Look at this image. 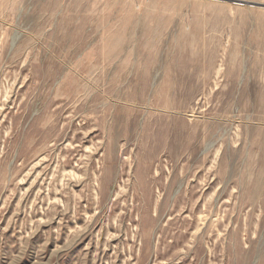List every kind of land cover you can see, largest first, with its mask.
<instances>
[{
    "label": "rangeland",
    "instance_id": "rangeland-1",
    "mask_svg": "<svg viewBox=\"0 0 264 264\" xmlns=\"http://www.w3.org/2000/svg\"><path fill=\"white\" fill-rule=\"evenodd\" d=\"M0 264H264V0H0Z\"/></svg>",
    "mask_w": 264,
    "mask_h": 264
}]
</instances>
